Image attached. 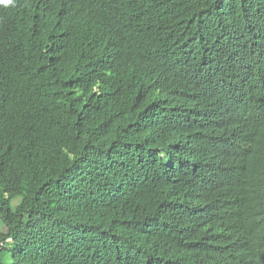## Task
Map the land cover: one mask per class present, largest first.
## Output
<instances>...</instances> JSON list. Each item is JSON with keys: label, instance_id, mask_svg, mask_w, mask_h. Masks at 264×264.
<instances>
[{"label": "trees", "instance_id": "trees-1", "mask_svg": "<svg viewBox=\"0 0 264 264\" xmlns=\"http://www.w3.org/2000/svg\"><path fill=\"white\" fill-rule=\"evenodd\" d=\"M0 220L10 264H264V0H0Z\"/></svg>", "mask_w": 264, "mask_h": 264}, {"label": "rangeland", "instance_id": "rangeland-1", "mask_svg": "<svg viewBox=\"0 0 264 264\" xmlns=\"http://www.w3.org/2000/svg\"><path fill=\"white\" fill-rule=\"evenodd\" d=\"M19 203V200H16L14 205H17ZM6 226L5 224L0 220V238L4 233H6ZM11 255L8 253L7 250H4L0 253V264H10L11 262Z\"/></svg>", "mask_w": 264, "mask_h": 264}]
</instances>
